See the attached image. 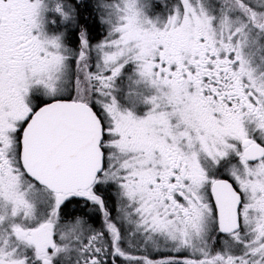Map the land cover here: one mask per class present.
Wrapping results in <instances>:
<instances>
[{
	"label": "snow or ice",
	"instance_id": "1",
	"mask_svg": "<svg viewBox=\"0 0 264 264\" xmlns=\"http://www.w3.org/2000/svg\"><path fill=\"white\" fill-rule=\"evenodd\" d=\"M0 264H264V0H0Z\"/></svg>",
	"mask_w": 264,
	"mask_h": 264
}]
</instances>
